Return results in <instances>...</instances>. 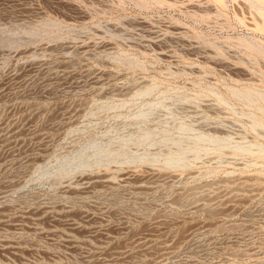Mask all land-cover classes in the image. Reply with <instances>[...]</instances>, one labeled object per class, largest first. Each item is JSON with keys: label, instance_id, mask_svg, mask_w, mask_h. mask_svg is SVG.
<instances>
[{"label": "rangeland", "instance_id": "rangeland-1", "mask_svg": "<svg viewBox=\"0 0 264 264\" xmlns=\"http://www.w3.org/2000/svg\"><path fill=\"white\" fill-rule=\"evenodd\" d=\"M0 264H264V0H0Z\"/></svg>", "mask_w": 264, "mask_h": 264}]
</instances>
